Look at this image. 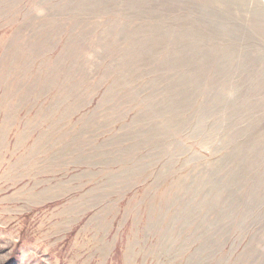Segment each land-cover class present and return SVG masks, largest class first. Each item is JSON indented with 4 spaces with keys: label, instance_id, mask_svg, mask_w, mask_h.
<instances>
[{
    "label": "rangeland",
    "instance_id": "obj_1",
    "mask_svg": "<svg viewBox=\"0 0 264 264\" xmlns=\"http://www.w3.org/2000/svg\"><path fill=\"white\" fill-rule=\"evenodd\" d=\"M0 264H264V0H0Z\"/></svg>",
    "mask_w": 264,
    "mask_h": 264
}]
</instances>
